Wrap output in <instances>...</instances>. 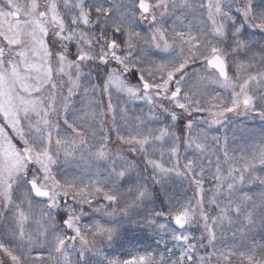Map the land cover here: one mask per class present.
I'll use <instances>...</instances> for the list:
<instances>
[{"label": "snow or ice", "instance_id": "1", "mask_svg": "<svg viewBox=\"0 0 264 264\" xmlns=\"http://www.w3.org/2000/svg\"><path fill=\"white\" fill-rule=\"evenodd\" d=\"M233 116L264 123V0H0V264H264Z\"/></svg>", "mask_w": 264, "mask_h": 264}, {"label": "rangeland", "instance_id": "2", "mask_svg": "<svg viewBox=\"0 0 264 264\" xmlns=\"http://www.w3.org/2000/svg\"><path fill=\"white\" fill-rule=\"evenodd\" d=\"M133 83L135 81L133 80ZM231 115V114H230ZM232 120L240 125V128L237 130L236 133V140L235 144H241L244 140L250 138L251 136L255 135L258 136L260 133L261 129H264V123H262L258 118L255 120H250V119H240L237 117H232ZM214 134L220 135L221 137L223 136V129H213ZM230 142L231 139H230ZM138 159V158H137ZM142 166V165H141ZM171 190V189H170ZM177 191L182 195L183 190L177 189ZM188 195H191V190L187 193ZM90 211V210H89ZM87 222V221H85ZM162 222L168 223L166 219L162 218ZM130 241L133 242V245L135 248L139 250H144V249H156L157 251H160L163 249V245L160 246V248H157L156 244V237L149 231H142L139 229H131L127 233ZM199 235V233H197ZM133 245H126V246H133ZM104 251L106 255L110 257H119L121 259L125 258L122 255V252L124 249L120 247L119 245H113L111 247L105 246Z\"/></svg>", "mask_w": 264, "mask_h": 264}]
</instances>
